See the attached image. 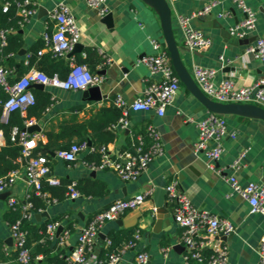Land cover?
I'll return each instance as SVG.
<instances>
[{
    "label": "crops",
    "instance_id": "crops-1",
    "mask_svg": "<svg viewBox=\"0 0 264 264\" xmlns=\"http://www.w3.org/2000/svg\"><path fill=\"white\" fill-rule=\"evenodd\" d=\"M35 1V14L20 30L22 49H25L26 53L13 55L14 60L25 62L30 50L41 40L42 33L53 31V21L49 14L55 5L65 3L81 31L78 42L81 49L69 58L74 62L77 54L84 57L88 49L95 52L101 62L95 64L93 70L103 77L99 86L103 97L99 101H92L83 97L84 90L71 91L48 86L37 89L50 95L51 104L40 120H33L34 125L40 127L39 132L32 133L39 136L33 152L38 146L46 144V132L58 133L64 123H82L91 119L101 108L116 107V96H120L129 106L151 83L159 80L158 76L151 75L148 68L141 63L142 57L155 52L151 41L156 40L165 48L158 15L141 0H106V6L112 15L111 27L103 24L96 11L86 7L84 0ZM167 1L171 9L172 28L180 57L191 76L193 67L212 68L216 70V83L230 78L235 87L252 85L264 77V62L246 52L247 47L252 45L257 37L264 36V0H245L256 13L257 20L255 29L240 39L230 35L229 28L238 24L244 15L231 1ZM211 2H216L211 11L192 21V25L208 36L211 43L206 49L189 51L183 44L177 18L190 15ZM105 58L109 59L108 64H104ZM226 68L231 70L226 72ZM11 70L13 77L17 67ZM125 111L126 126L116 125L119 119L112 126L115 137L106 146L109 152L113 156L123 152L133 138L142 136L146 128L152 126L160 137L162 155L153 158L137 180L123 181L111 170H90L85 165L86 157L93 153L89 149L81 152L75 162L60 160L54 157L53 152L48 151L51 157V176L60 181L80 182L82 186L99 182L104 185V193L98 196L80 195L75 199L65 196L62 200L49 199V203L46 200L45 208L35 212L31 222L35 225L48 221L60 222L63 229L69 230L70 235L66 244L61 246L57 238L61 234L57 235L55 232L52 242L65 247L67 253L76 244L79 229L86 225L93 215L107 208L115 200L149 192L139 207L126 212L116 221L107 222L100 233L107 236L110 231L119 228H135L142 237L137 248L148 253L149 264H182L183 255L186 253L181 241L183 229L173 220L174 205L168 203L166 192L164 209L155 207L156 189H164L171 180H175L177 189L188 197L195 208L226 219L234 226L232 234L219 237L227 247L226 264H258L257 246L264 235V215L252 213L248 202L231 192L227 178L234 175L242 186L248 183L264 184V122L235 115L224 116L228 130L234 132L235 136L226 137L221 156L215 161H210L202 154L194 152L197 139L195 122L203 119L208 111L181 82L178 92L162 117L154 111ZM120 112L122 116L123 110L120 109ZM87 131L90 138L91 132ZM64 137L58 142H78L76 137L70 140L67 136ZM94 139L97 140L98 137L94 136ZM88 141L89 148H96L92 146L90 139ZM4 145L5 138L0 131V147ZM238 158L237 167L232 168L233 162ZM19 161L20 168L17 170L20 176L15 181L11 194L18 201L24 202L30 188L24 175L23 161ZM215 170L220 171V175H217ZM8 210L7 197L0 193V242L5 252L12 250V246L5 243V240L10 238L9 226L5 220ZM43 212L47 213V217L35 219V214ZM168 213L170 216L165 217ZM159 218L161 224L157 225ZM118 220L131 227H119ZM69 223L71 231L68 229ZM102 244L103 239L99 237L95 246L96 254L103 248ZM175 245L179 247L173 249ZM162 247L169 248L165 255L160 251ZM38 256V260H41L42 256ZM133 257L134 251H128L120 264H133ZM12 262L2 261V264Z\"/></svg>",
    "mask_w": 264,
    "mask_h": 264
},
{
    "label": "built area",
    "instance_id": "built-area-1",
    "mask_svg": "<svg viewBox=\"0 0 264 264\" xmlns=\"http://www.w3.org/2000/svg\"><path fill=\"white\" fill-rule=\"evenodd\" d=\"M15 5L16 15L20 17L19 25L22 28L29 22L36 12L35 0H8L2 3V11L6 12L11 3ZM106 0H84L88 9L95 10L99 17L109 13ZM237 6L243 13V19L233 27L229 28V33L235 38H244L256 27V13L246 4L245 0H229ZM216 5L211 2L202 9L194 11L187 16H179L177 22L183 36V44L189 50L206 49L211 41L203 32L192 25V21L204 14H208ZM53 21V31L43 32L41 40L43 46L37 51L41 56L50 53L54 58H67L75 44L79 42L81 31L72 15L69 7L65 3H58L49 14ZM224 16V15H219ZM7 32L0 31V47L6 44L5 35ZM154 54L145 55L141 59L151 75L158 76L159 80L151 83L129 106L120 97L116 96L114 104L123 110V115L119 118L118 124L126 126V111H154L158 116L165 114L166 108L171 104L179 89V79L176 76L167 53V50L156 40L151 41ZM246 52L254 58L264 62V36L257 37L255 42L248 46ZM28 54L25 65H28ZM109 59L105 58L104 64H108ZM12 70L0 65V89L7 94L4 101L0 100L2 122H6L10 113L19 111L24 114L28 106L33 105L35 97L31 89L33 84L55 87L64 90L78 91L89 87L100 86L103 77L98 73L89 70L86 64L70 63V70L61 78L57 74L46 75L41 70L30 67L22 76L14 81H10ZM216 70L207 67H193L192 78L202 93L209 99L221 103L254 104L264 108V77L259 78L249 86L235 87L230 78H226L218 83L215 82ZM192 121V119H189ZM34 125L33 120L25 121V127L21 131L13 130L10 136L12 141H16L21 147L19 160L24 161V175L27 178L30 191L34 190L37 195L47 198V193H40L42 181L51 186H56L60 180L51 176L48 159L44 154H34L33 150L37 146V134H30L26 127ZM197 128V139L194 143V152L202 154L207 160L215 161L219 159L223 152V142L226 137H234V132L228 130V125L224 116L208 112L207 115L195 122ZM148 143L143 136H137L131 151H123L113 156L106 146L98 148L88 147L87 142H72L68 148L58 150L54 157L75 162L81 152L89 149L90 152H97L100 156L98 164L85 162L90 170H111L123 181H135L145 172L153 158L162 155L163 147L160 137L154 127L148 126L145 131ZM239 158L236 159L232 168H236ZM217 175L220 171L215 170ZM18 170L10 172L4 177H0V193H7V206L9 209L18 207L21 217L14 223L8 224L10 237L12 239V250L16 251V261L20 264H30V251L26 247L27 232L21 228L23 219L32 221L34 212L30 210L31 204L27 201L29 193L24 202L18 201L12 194L11 189L15 181L19 178ZM232 193L239 195L246 200L252 213L264 215V184L248 183L240 185L234 175L227 178ZM168 203H173V220L183 229L181 241L186 253L183 255L182 264H226L228 251L227 247L219 239L220 236H228L234 232V226L226 219H220L206 210L195 208L188 197L177 189L175 180H171L165 187ZM80 193L75 188V182H71L67 187L65 196L69 199L80 197ZM149 192L138 193L131 197L113 201L104 210L96 213L79 229L76 237V244L64 255V264H120L124 255L134 251L133 264H149L148 253L144 249H138L137 245L141 240V233L135 230L132 238L125 242L120 249L111 250L103 256L96 254L95 246L99 238L101 229L107 222L116 221L126 212L139 207L146 199ZM51 200H47V203ZM55 202V200H54ZM60 222H50L46 225L45 231L49 238H53ZM61 234V235H60ZM58 242L64 246L70 235L69 230L62 227ZM202 236V237H201ZM110 239L105 236L103 248L110 245ZM168 247H162L160 251L165 255ZM207 249L209 255L204 256L203 250ZM258 264H264V235L257 246ZM37 256L36 259H39Z\"/></svg>",
    "mask_w": 264,
    "mask_h": 264
},
{
    "label": "trees",
    "instance_id": "trees-1",
    "mask_svg": "<svg viewBox=\"0 0 264 264\" xmlns=\"http://www.w3.org/2000/svg\"><path fill=\"white\" fill-rule=\"evenodd\" d=\"M8 0H0V31L7 32L5 35L6 44L0 47V65L8 69H15L17 67L16 74L10 77V81H14L22 76L30 67L41 70L46 75L51 76L53 74L59 75L61 78H65L70 70V58H54L50 53H45L41 56L37 55V51L43 46L42 41H38L34 47L30 50L28 58V65H25L23 61L16 62L13 55H17L23 47L22 34L20 33L21 27L19 25L20 17L16 15L15 5L11 1V5L6 12L2 11V3ZM10 1V0H9ZM101 59L95 54L93 50H86L85 56L81 54L75 55L74 63L86 64L91 72L94 73L95 64H99ZM35 97V102L26 108L25 113L22 114L19 111H14L9 114L7 121L2 122L0 120V131L5 138V145L0 147V177L8 175L10 172L20 168V155L22 147L16 142L10 139L12 131L15 129L21 131L25 127V121L27 120H40L43 114L51 104L50 95L37 90L32 89ZM7 98V94L0 89V100L4 101ZM121 116L120 109L111 106L108 108H101L91 119L82 123H64L60 126L58 133L46 132L47 142L44 146H38L33 152L34 154H44L48 159H51L48 151L55 153L58 150L66 149L72 143L58 142L59 139H64L67 136L68 140L72 137H76L78 142L88 141L92 142V146L98 148L101 146H107L109 142H112L115 133L112 126L117 122ZM1 117V106H0ZM90 130L91 135L88 138L87 133ZM94 136L98 137L97 140ZM145 142L148 143V138L144 134L142 135ZM136 138H133L128 143V147L124 151H131L133 149V143ZM87 163L94 162L96 164L100 161V156L97 152H93L86 157ZM71 182L60 181L56 186H51L47 182L42 181L40 193H49L47 198L37 195L34 190L29 192V198L27 201L31 204L30 210L32 212H38L45 208L46 200L57 199L62 200L65 198L67 187ZM76 190L84 196H98L104 193V185L99 182H92L86 186H82L75 182ZM21 217L18 207L9 209L5 215V220L8 224L14 223ZM54 221V220H53ZM47 223L35 225L27 219H23L21 222V228L26 230L27 239L26 247L30 251L31 261L30 264H64V255L66 254V248L61 247L59 244L52 242L48 234L45 231ZM68 229L71 231L70 223ZM135 228L110 231L107 237L110 239V245L107 248H102L99 252V256H103L105 252L111 250H118L121 246L132 238ZM205 257L209 255L208 250H204ZM41 255L42 259H36V256ZM0 259L2 261H13L12 264H20L16 261V251L11 250L5 252L3 245L0 242ZM0 261V264H2Z\"/></svg>",
    "mask_w": 264,
    "mask_h": 264
},
{
    "label": "water",
    "instance_id": "water-1",
    "mask_svg": "<svg viewBox=\"0 0 264 264\" xmlns=\"http://www.w3.org/2000/svg\"><path fill=\"white\" fill-rule=\"evenodd\" d=\"M146 5L151 7L154 12L158 15L160 21V27L162 32L163 43L165 45V49L167 50L169 60L171 66L178 77L179 81L185 86V88L193 95L198 102L208 111L217 115L227 116V115H235L239 117L251 118V119H259L264 122V108L254 105V104H240V103H221L217 101H213L205 96L199 87L196 85L192 76L183 65L178 45L175 40L173 28H172V18H171V9L167 0H141ZM100 21L105 24L107 27L112 26V15L111 13L106 14L105 16L100 18ZM21 32V31H20ZM81 45L75 44L72 50L69 52L67 57L73 55V53L80 51ZM26 50L21 49L18 54L25 55ZM231 69L226 68V72ZM31 88L43 89L44 86L42 84H33ZM178 92V91H177ZM83 97L92 101H99L103 97L100 92V88L98 86L89 87L83 91ZM26 131L30 134L34 132H39L40 127L35 124L26 127ZM87 144L90 146V142ZM52 155V153H51ZM23 164L25 162L23 161ZM4 197H7V193L2 194ZM155 195L157 198L155 199V207L164 209V197L165 190L164 189H156ZM47 217V213H39L35 214V219L39 220L41 217ZM170 216L168 213L165 217ZM157 225H160V218L158 219ZM117 225L119 227H131V225H125L122 220L117 221ZM62 230V227H59L56 231L58 235ZM101 239H104L105 235L103 233L99 234ZM5 243L8 246H12L11 237L5 240ZM179 245H175L173 249H177Z\"/></svg>",
    "mask_w": 264,
    "mask_h": 264
}]
</instances>
